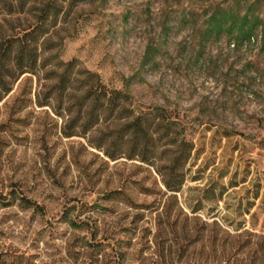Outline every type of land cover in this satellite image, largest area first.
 <instances>
[{
    "label": "rangeland",
    "instance_id": "rangeland-1",
    "mask_svg": "<svg viewBox=\"0 0 264 264\" xmlns=\"http://www.w3.org/2000/svg\"><path fill=\"white\" fill-rule=\"evenodd\" d=\"M253 2L65 3L52 31L61 59L110 89L127 81L137 105L179 113L195 153L177 200L168 199L153 168L112 161L87 137L64 138L51 108H14L8 96L0 102V264H217L209 242L217 231L264 235V52L260 42L237 46L229 33L209 32L215 12L243 15ZM257 8L264 18V0Z\"/></svg>",
    "mask_w": 264,
    "mask_h": 264
},
{
    "label": "trees",
    "instance_id": "trees-1",
    "mask_svg": "<svg viewBox=\"0 0 264 264\" xmlns=\"http://www.w3.org/2000/svg\"><path fill=\"white\" fill-rule=\"evenodd\" d=\"M79 1L0 0V102L15 95L14 108L18 103L51 108L63 119L60 130L64 138L87 137L112 161L127 158L148 165L164 185L163 196L177 200L195 153L194 143L186 137L188 122L165 107L137 105L127 81L121 90L110 89L99 75L78 69L76 61L61 59V49L57 50L58 44L54 45L52 39L56 32L52 31L65 3L72 10ZM259 1L243 15L235 8L218 10L211 16L209 32L229 33L237 46L260 42L264 52V18L258 12ZM147 55L153 56L152 46ZM20 201L25 209L43 213V208L28 198L21 197ZM65 219L73 227H81L68 216ZM197 234L196 242H204V237ZM209 242L215 247L217 264H264V235L246 231L221 237L217 231ZM218 245L223 246L220 254Z\"/></svg>",
    "mask_w": 264,
    "mask_h": 264
}]
</instances>
